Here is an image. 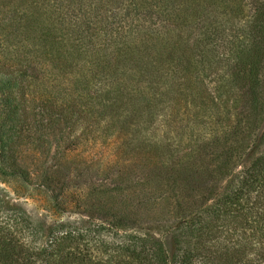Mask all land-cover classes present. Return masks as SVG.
<instances>
[{"label": "trees", "instance_id": "1", "mask_svg": "<svg viewBox=\"0 0 264 264\" xmlns=\"http://www.w3.org/2000/svg\"><path fill=\"white\" fill-rule=\"evenodd\" d=\"M46 1L0 0V177L22 183L34 174L67 211L73 201L58 198L74 194L70 152L111 137L120 181L123 169L141 167L138 188L155 182L161 197L170 191L177 220L157 236L139 225L120 233L116 215L46 226L0 185V264H264V127L256 124L264 113V0H54L51 8ZM158 4L178 21L203 20L204 38L188 47L161 36L162 49L134 38L118 54L124 74L87 57L98 29L107 41L122 37L120 22ZM182 59L198 62L194 75L182 74ZM76 72L78 91L49 95L51 79ZM180 110L186 126H216L191 174L174 167L169 150L167 131L186 129L183 118L174 120ZM60 120L67 128L56 135ZM196 176L230 180L189 206L184 187ZM115 190L107 207L117 206L109 204Z\"/></svg>", "mask_w": 264, "mask_h": 264}, {"label": "rangeland", "instance_id": "2", "mask_svg": "<svg viewBox=\"0 0 264 264\" xmlns=\"http://www.w3.org/2000/svg\"><path fill=\"white\" fill-rule=\"evenodd\" d=\"M54 3V0H47L45 6H48V3ZM145 11L142 7L138 11V17L135 21H122L120 22V30L122 32V37L113 36L114 39L107 41L108 36L104 39L101 36V33L98 29V36L93 38L95 46H92L94 51L92 54L87 55L92 60L97 59L105 65L106 69L111 71H118L120 74H124L123 64L120 61L118 56L120 50L126 46L129 47L133 43L134 38L140 39L142 41L149 42L150 45H156L158 49H162L165 45L164 41H160L159 38L167 37L170 39L174 37L176 41L186 42L185 45L188 47L192 42L200 38H204L205 28L203 20H176L174 19V13L169 14L170 11L164 10L161 4L158 6L152 7L150 13H148L149 8L145 7ZM157 30V31H156ZM166 31V33H164ZM86 31L84 32V34ZM155 33V34H152ZM156 35V37H154ZM127 44V45H126ZM169 47L171 44L168 42ZM162 45V47H161ZM79 53V51H78ZM173 56H177V52H174ZM183 56H178L182 58ZM194 59L201 58L200 55H195ZM176 59V58H175ZM183 60L182 74L189 75L192 72V75L195 74L198 67V62L194 61L192 64L193 67H190V64H187L185 59ZM175 61L169 60L165 68L173 64ZM84 69L83 65L80 67V70ZM79 70V75L82 77V74ZM201 71V70H200ZM194 72V73H193ZM65 74L58 77V80L51 79L48 84L53 85L49 88L48 93L54 98L62 100L66 97V87L72 88L75 92L79 90V83L74 79L78 80V72ZM263 86L261 88L264 90V71L262 73ZM85 77L89 74L87 70L85 71ZM214 78L213 74L209 77V80ZM80 79V78H79ZM214 81V80H212ZM210 87H215V83L212 82ZM179 121L182 124V128L186 129L174 133L173 128L168 127L167 136L169 139H172L173 143L169 147L170 152H174V167H181L189 169L188 174H191L195 166L199 164V157H206L207 151L209 150V144L207 138L212 137L209 135L208 131L213 130L216 126L213 120H209V125L202 127L197 126V122H194L193 125L190 124L186 126V115L180 110L177 111V116L174 120ZM64 124L61 120L53 126L54 132L60 134V132H65L63 130ZM258 129L264 127V113L258 117L256 122ZM66 125V124H65ZM174 125H172L173 127ZM207 127V129H206ZM67 128V125H66ZM161 128H164L163 126ZM252 132H255L252 131ZM165 135L160 133V135ZM178 134L177 136H175ZM177 140V141H176ZM92 141V140H91ZM98 141V140H95ZM101 143V145H97ZM113 143V138L106 137L103 138V141H98L97 143H86L84 145L78 146L77 149L70 152V156L73 157L74 163L73 166H69V184L71 186L72 196L65 193V195L58 198L60 201H73L71 205V212L60 211L55 207V202L51 198L50 193L45 190L42 186L39 185V177H36L34 174H30V179L26 182H14V181H5L0 177V185L6 189V192L9 195V198L15 203L20 204L25 208L35 221L43 222L46 226L52 225L57 222H85L86 220L93 219L94 221H103V219L110 220L114 218L113 216H118L119 226L117 230L120 233L127 232H138V225L143 227L145 232H151L153 235L159 233L167 234L168 228L171 223H174L177 220L176 212L173 208V197L171 192L166 193L162 192L165 196L161 197L160 192L157 191L158 185H155V182H151L149 185L141 188H138V178L144 172L141 167L130 169H123L125 176L122 181L118 176L119 170L122 168V164L117 167L114 163H111L115 160V156L112 155L111 149H109L110 144ZM112 147V146H111ZM114 147V146H113ZM174 148V151H173ZM196 154L198 155L196 157ZM50 160V158H48ZM94 159V160H92ZM51 161V160H50ZM163 163L162 166H164ZM167 170V168H164ZM191 171V172H190ZM35 172H39L38 170ZM194 178L187 183V180L183 183L186 186L184 187L185 194L184 198L192 206L194 203L199 204L203 194L207 193V189L210 187L215 188L216 191H221L229 182V177L217 178L214 177L206 182L204 178H199L196 176L194 183ZM113 189L116 194L114 195L113 200L109 199V203L115 206H109L106 198H108L109 192ZM199 190V191H197ZM200 200V201H199ZM123 205H121L122 203ZM158 202L160 204H158ZM85 203V204H84ZM75 204V205H74ZM106 204V206H104ZM141 205L142 207H139ZM120 207H126V209H121ZM125 212L123 213V211ZM157 211V212H156ZM106 235L110 236L108 231H104ZM166 232V233H165ZM169 236V233H168ZM171 246V245H170Z\"/></svg>", "mask_w": 264, "mask_h": 264}]
</instances>
